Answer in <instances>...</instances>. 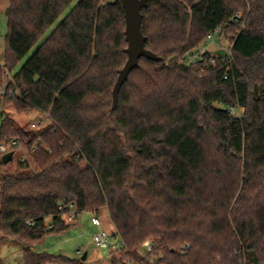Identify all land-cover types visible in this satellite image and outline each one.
<instances>
[{"label": "trees", "instance_id": "16d2710c", "mask_svg": "<svg viewBox=\"0 0 264 264\" xmlns=\"http://www.w3.org/2000/svg\"><path fill=\"white\" fill-rule=\"evenodd\" d=\"M75 1H7L0 142L33 163L13 156L0 177V242L22 246L20 264H86L34 250L74 227V204L107 210L119 264H264V0H150L142 33L164 63L141 59L115 111L125 10L80 0L46 37ZM217 29L230 55L185 64ZM33 112L49 127L33 130Z\"/></svg>", "mask_w": 264, "mask_h": 264}, {"label": "rangeland", "instance_id": "374dc122", "mask_svg": "<svg viewBox=\"0 0 264 264\" xmlns=\"http://www.w3.org/2000/svg\"><path fill=\"white\" fill-rule=\"evenodd\" d=\"M7 1L8 0H0V63L4 61V49H5V37L8 31L7 27V17H6V9H7ZM80 2V0H76L71 7L66 11V13L57 21V23L49 30L46 37L50 35L52 31L62 22V20L66 17L68 13ZM45 37V38H46ZM38 46L29 54V56L18 66V68L14 71V74L18 72V70L26 63V61L33 55ZM232 48L231 38H225L220 36L219 34L214 35L213 39L203 45L200 49V53H209L214 56H225L229 53ZM6 77L0 84L1 87H5V84L9 81ZM10 77V76H9ZM2 112V110H0ZM232 114L235 117L241 118L244 115L243 109H236L232 111ZM26 122L30 123V127L32 123L40 122L41 128L40 132L45 130L50 125V120L48 115L42 114L40 112H33L28 117H26ZM1 143V142H0ZM27 156L28 161L25 165H32L33 161L30 157V154L26 152L24 149L16 152V156H14V162L12 166L15 168L21 162L22 156ZM10 164L7 166L3 165L2 158L0 159V177L8 171ZM94 215L92 213H83L79 216V224L74 226L67 233L60 236H48L45 241L34 247V250L38 253H48L55 256H64L69 259H82L85 253H88L89 257L85 261L86 264H113V260H117V264L122 263V257L125 252H108L104 250H99L96 248L93 242V237L95 234L102 230L110 231L109 224L110 218L107 210H103L101 214L98 216L102 222L100 227H96L92 224V219ZM114 233V232H113ZM21 251L22 246L8 239L5 242H0V264H20L21 261ZM80 251L83 255L80 256L78 253ZM150 252L145 248L141 247L138 251L139 257H147ZM154 259V258H152ZM57 264H65L58 262Z\"/></svg>", "mask_w": 264, "mask_h": 264}, {"label": "water", "instance_id": "95a60500", "mask_svg": "<svg viewBox=\"0 0 264 264\" xmlns=\"http://www.w3.org/2000/svg\"><path fill=\"white\" fill-rule=\"evenodd\" d=\"M125 10L126 19V42L128 48L126 54L128 61L125 67L119 72L117 83L113 90V108L115 111L119 104V96L122 87L128 82L131 73L139 68L140 60L145 58L155 63H164V59L157 56L146 48V37L142 33V22L144 16L142 11L149 5L150 0H120ZM13 153H9L2 158L3 165L7 166L13 160ZM88 258V253L82 257L85 262Z\"/></svg>", "mask_w": 264, "mask_h": 264}, {"label": "built area", "instance_id": "2783aa9c", "mask_svg": "<svg viewBox=\"0 0 264 264\" xmlns=\"http://www.w3.org/2000/svg\"><path fill=\"white\" fill-rule=\"evenodd\" d=\"M219 33H220V30L217 29L215 31V33L210 34L207 37V43L213 39L214 35L219 34ZM231 49L227 55H230ZM203 56H204V54L200 53L199 50L194 51L192 54L188 55L187 59L185 60V64H187L188 66L196 65L199 61H203ZM211 56H212V60H210L208 62V64H207L208 67L213 66L215 64V58L219 57V56H214L212 54H211ZM0 64H3V63H0ZM5 73L8 76H10L9 72L6 71ZM2 94H4V90L0 86V95H2ZM31 128L35 131H39L41 128L40 122L32 123ZM21 149H22L21 142L17 139L11 140V142L9 144L0 143V159L9 153H13L14 156H16V152L21 151ZM15 150H17V151L15 152ZM27 161H28V157L25 155L22 156L21 162L26 163ZM80 215L81 214L78 213L77 207L74 204H72V205H70L69 210L62 214L61 218L66 225L76 226L79 224L78 220H79ZM92 224L96 227H100L102 225V222L98 216H94L92 219ZM93 242H94V245L96 246V248L99 250L108 251L110 253H112V252H123L124 251V244L121 241V239L118 236H116L115 233H110L106 230H102V231L98 232L97 234H95L93 237ZM144 247L149 252H151L153 250V244L150 241H147L144 244ZM79 254L82 255L81 252H79ZM128 264H130V263H128Z\"/></svg>", "mask_w": 264, "mask_h": 264}, {"label": "crops", "instance_id": "0c3cea01", "mask_svg": "<svg viewBox=\"0 0 264 264\" xmlns=\"http://www.w3.org/2000/svg\"><path fill=\"white\" fill-rule=\"evenodd\" d=\"M94 216H96V215H94ZM77 226V225H76ZM109 229H110V231H108V232H110V233H113V232H115V228L113 227V225H112V223H111V220H110V224H109ZM80 251H78V253H79ZM83 255V254H82ZM81 256V255H80ZM88 257H89V255H88Z\"/></svg>", "mask_w": 264, "mask_h": 264}]
</instances>
